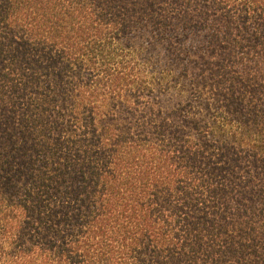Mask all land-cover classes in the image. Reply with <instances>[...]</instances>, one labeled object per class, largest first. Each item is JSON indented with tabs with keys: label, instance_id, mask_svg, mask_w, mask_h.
<instances>
[{
	"label": "trees",
	"instance_id": "trees-1",
	"mask_svg": "<svg viewBox=\"0 0 264 264\" xmlns=\"http://www.w3.org/2000/svg\"><path fill=\"white\" fill-rule=\"evenodd\" d=\"M0 264H264V0H0Z\"/></svg>",
	"mask_w": 264,
	"mask_h": 264
},
{
	"label": "rangeland",
	"instance_id": "rangeland-1",
	"mask_svg": "<svg viewBox=\"0 0 264 264\" xmlns=\"http://www.w3.org/2000/svg\"><path fill=\"white\" fill-rule=\"evenodd\" d=\"M162 100H165V97H161Z\"/></svg>",
	"mask_w": 264,
	"mask_h": 264
}]
</instances>
